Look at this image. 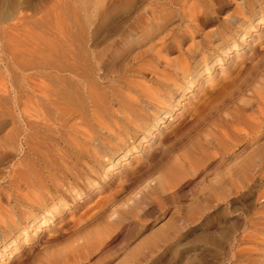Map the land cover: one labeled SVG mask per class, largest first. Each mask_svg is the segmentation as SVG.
Returning <instances> with one entry per match:
<instances>
[{"label":"rangeland","instance_id":"rangeland-1","mask_svg":"<svg viewBox=\"0 0 264 264\" xmlns=\"http://www.w3.org/2000/svg\"><path fill=\"white\" fill-rule=\"evenodd\" d=\"M85 2L12 0L0 17V189L33 183L34 172L60 181L47 182L42 205H22L18 192L2 200L15 217L0 226V264H242L232 236L248 218L264 236V0ZM85 17L91 83L62 55L39 63L54 47L66 54ZM174 42L187 74L165 66L157 102L130 106L137 71ZM52 75L77 83L78 101L50 94ZM81 129L93 143L77 142ZM169 165L180 171L171 182ZM259 243L251 264H264Z\"/></svg>","mask_w":264,"mask_h":264},{"label":"bare ground","instance_id":"bare-ground-1","mask_svg":"<svg viewBox=\"0 0 264 264\" xmlns=\"http://www.w3.org/2000/svg\"><path fill=\"white\" fill-rule=\"evenodd\" d=\"M79 1H81L84 5H86L85 0H79ZM67 3H69V2H67ZM101 5H102L101 6L102 7V17H101L100 21L98 22L99 27L107 25V23H109V21H108L109 20L108 19V17H109L108 16L109 15L108 5H106V3L101 4ZM64 7H66V6H64ZM66 9H67V7H66ZM68 10H69V8H68ZM11 11H12V0H0V17L4 18ZM83 11H84V9H83ZM90 19H91L90 17L89 18L87 17L85 19V21L82 22V24H80V25L78 24L79 27L77 29H75L73 31L71 30L70 34H68V41H67L68 45H67V53L66 54H61L58 51V49H56V47H54L55 49H53V50L55 52L54 53H48L47 55L41 56L39 63H41L43 65V64L51 62L53 64L52 59L53 58L60 59L61 55H62L64 57H66L65 58L66 61L64 62V65L66 64L68 67H70V70H72L73 72L80 71L83 74L85 81L91 83L92 80L90 79V75H89V63H88L89 57H88L87 51L83 47V40L85 37V32H83V29H82V26L85 25V29L88 26L86 35L88 37V35L91 34L89 27L91 26L92 22ZM172 53H176V55L174 57H170V55ZM185 54H184L179 42H174L172 48L167 46V45L165 47V43L160 48H158V50L156 51V54H155V62L149 63L146 68H143L142 70L137 71L136 78L134 79L133 84H132L133 93H129L125 96V98L127 99V103L130 106L132 105V107H134L136 109H141V107H142L141 106V102H142L141 100H145L146 102H148L149 100L157 102L155 92L153 91L154 90L153 85L157 82L159 83V81L163 82V80L164 81L168 80L167 78H165V66L170 67V68H174V71H180L182 74H184V73L187 74L186 73L188 70L187 66H185V64L183 65V63H186L185 62ZM159 64H161L164 67V69L163 68L160 69ZM204 67H205L204 68L205 70L209 69V67H207L206 64H204ZM170 71L171 70H168L169 73H172V71L171 72ZM196 72L197 71L195 70L194 75H192V73H193L192 72V73L185 76L184 80H185V83H187L188 88L191 86L192 82H194V80H195L194 76H195ZM51 77H52L51 80L53 83H51L50 87L47 86L50 94H52L53 96H59L60 95L61 97H62V95H64L70 101H78L79 96H80V91H79V85L77 83H73L72 81H70V80L68 81L66 79L59 80L58 77L53 76V75ZM176 89H180V87L176 86ZM168 98L170 99V97H168ZM162 104L166 105V103H162ZM115 113H119L122 116V118L126 119L127 121L133 120V118H134L133 115H135L133 110H129L128 114H123V112H121L119 110L116 111ZM139 115L140 114H137V116H139ZM162 118H164V117H162V116L161 117H159V116L153 117V123L151 124V126H149L150 127L149 128V135L152 134V132H150L151 128L155 129L158 126V123ZM80 134H81V136L77 139L78 143L86 144V143H93L94 142V138H92L89 131H87L85 129H81ZM152 137H154V135H152ZM147 147L148 146H146V148ZM261 151L258 152L260 155L262 153ZM93 152L97 153V149H94ZM249 160H250V158H249ZM249 160L245 159V160L241 161V163L238 164L237 175L239 174L240 176L244 177L247 174L246 172H247L249 165H250V162H251ZM115 164L116 163L114 162V159L109 160L107 162L108 166L106 168V172H109V170ZM179 173H180V171H179V168L177 167V165H169L166 169L163 180L164 181L168 180L169 182H171L178 176ZM31 176H34L36 180H34L33 183H31L29 181H25V182H29V184L26 183V185L24 187H21L18 184H14V185H12L11 190L3 191L2 189H0V226H7V225L9 226L14 222V217H15V215L13 214L14 212L11 211V208L9 205H7L5 207L2 203L3 199H5V201H7V202L10 201V192L11 193H17L18 192L22 196V198L24 199L22 205L27 204L28 207L36 205V204L42 205L43 201H44L43 196H45L48 192L47 182L48 181H51L52 183L56 182V181H54V179L52 177L53 174L52 175L49 174L48 176H46V175H43L42 172H34V174ZM251 178H249V179H251ZM59 182L60 181H57L54 184V186L56 184H59ZM161 184H162V182H161ZM263 196H264V188L260 194V198H262ZM27 206H25V207L27 208ZM33 216H35V215H33ZM257 222H258V224L264 225V223H262L261 221H257ZM31 223L32 222H30L28 224L29 227H32ZM46 223H48L47 220L43 218V221L38 226L35 227L36 232H39L40 229H42ZM244 230L245 231H243L242 234L238 238H236V236H232L233 239L235 238L234 239V241H235V243H234L235 247L234 248L239 249V253L242 255V264H251L252 259L250 258L249 254L255 250H258L257 246L260 244L259 242L264 243V238H263L264 236L263 237L261 236V234L259 233L260 228H258L257 224L253 220H250L249 218L247 220V227H245Z\"/></svg>","mask_w":264,"mask_h":264}]
</instances>
